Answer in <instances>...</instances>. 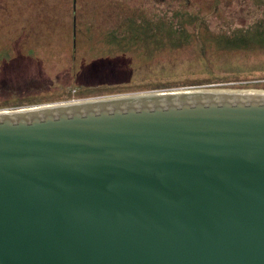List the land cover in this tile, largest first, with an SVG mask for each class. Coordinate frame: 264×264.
<instances>
[{
    "label": "water",
    "instance_id": "95a60500",
    "mask_svg": "<svg viewBox=\"0 0 264 264\" xmlns=\"http://www.w3.org/2000/svg\"><path fill=\"white\" fill-rule=\"evenodd\" d=\"M0 264H264V87L0 110Z\"/></svg>",
    "mask_w": 264,
    "mask_h": 264
},
{
    "label": "rangeland",
    "instance_id": "374dc122",
    "mask_svg": "<svg viewBox=\"0 0 264 264\" xmlns=\"http://www.w3.org/2000/svg\"><path fill=\"white\" fill-rule=\"evenodd\" d=\"M203 86L264 87V0H0V110Z\"/></svg>",
    "mask_w": 264,
    "mask_h": 264
},
{
    "label": "trees",
    "instance_id": "16d2710c",
    "mask_svg": "<svg viewBox=\"0 0 264 264\" xmlns=\"http://www.w3.org/2000/svg\"><path fill=\"white\" fill-rule=\"evenodd\" d=\"M242 34H239L238 36H239V38H242L244 35H247L246 33H243V32H241ZM234 34V33H233ZM232 34V36H230V38L232 37V38H235V36H237V35H233ZM256 35H261V30H257V32H256Z\"/></svg>",
    "mask_w": 264,
    "mask_h": 264
},
{
    "label": "bare ground",
    "instance_id": "6f19581e",
    "mask_svg": "<svg viewBox=\"0 0 264 264\" xmlns=\"http://www.w3.org/2000/svg\"><path fill=\"white\" fill-rule=\"evenodd\" d=\"M222 88V87H221ZM228 89H233V88H228Z\"/></svg>",
    "mask_w": 264,
    "mask_h": 264
}]
</instances>
